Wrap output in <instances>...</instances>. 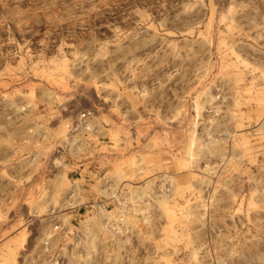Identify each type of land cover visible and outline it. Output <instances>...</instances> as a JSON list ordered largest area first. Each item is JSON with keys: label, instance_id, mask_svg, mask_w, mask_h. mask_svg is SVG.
I'll return each instance as SVG.
<instances>
[{"label": "rangeland", "instance_id": "374dc122", "mask_svg": "<svg viewBox=\"0 0 264 264\" xmlns=\"http://www.w3.org/2000/svg\"><path fill=\"white\" fill-rule=\"evenodd\" d=\"M0 264H264V0H0Z\"/></svg>", "mask_w": 264, "mask_h": 264}, {"label": "crops", "instance_id": "0c3cea01", "mask_svg": "<svg viewBox=\"0 0 264 264\" xmlns=\"http://www.w3.org/2000/svg\"><path fill=\"white\" fill-rule=\"evenodd\" d=\"M101 126H103L102 124H100V121L95 120V119H86V125L85 126H81L82 128V134L85 138L90 137L91 135H93V133H95V131L98 130V128H101ZM68 174H70L71 176H73L74 174L76 175V177L73 179V181H78L81 185L84 184H89V179L91 178V173H92V167L89 164H86L85 162H82L81 164H79V167L77 169H72ZM83 198L85 199V201H90L91 199H93L94 201H101L102 199L98 196V195H93L91 193H84Z\"/></svg>", "mask_w": 264, "mask_h": 264}, {"label": "built area", "instance_id": "2783aa9c", "mask_svg": "<svg viewBox=\"0 0 264 264\" xmlns=\"http://www.w3.org/2000/svg\"><path fill=\"white\" fill-rule=\"evenodd\" d=\"M85 114H82L81 116H84Z\"/></svg>", "mask_w": 264, "mask_h": 264}]
</instances>
